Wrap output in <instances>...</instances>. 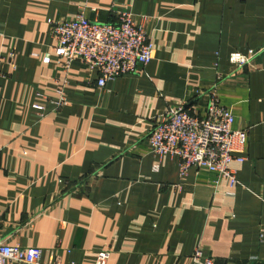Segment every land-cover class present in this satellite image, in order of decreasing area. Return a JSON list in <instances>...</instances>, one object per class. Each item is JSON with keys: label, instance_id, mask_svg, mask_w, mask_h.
I'll use <instances>...</instances> for the list:
<instances>
[{"label": "crops", "instance_id": "1", "mask_svg": "<svg viewBox=\"0 0 264 264\" xmlns=\"http://www.w3.org/2000/svg\"><path fill=\"white\" fill-rule=\"evenodd\" d=\"M116 5L154 58L100 88L96 71L63 66L49 21L115 24ZM251 52L243 68L230 61ZM214 86L248 133L234 188L197 168L182 178L149 145L165 112L204 117ZM0 237L41 249L43 264H97L104 251L108 264H193L197 248L264 264V0H0Z\"/></svg>", "mask_w": 264, "mask_h": 264}, {"label": "built area", "instance_id": "2", "mask_svg": "<svg viewBox=\"0 0 264 264\" xmlns=\"http://www.w3.org/2000/svg\"><path fill=\"white\" fill-rule=\"evenodd\" d=\"M117 22H92L83 16L73 21H49L56 41L55 55L66 69L75 62L84 64L99 74L98 86L104 88L110 81L122 75L133 74L141 66H147L154 58V44L149 33L138 26L130 8L126 5L113 8ZM256 53H234L231 63L243 68ZM51 60L50 55L44 59ZM207 114L200 117L188 107L172 109L154 120L149 145L155 157L169 156L179 161L181 177L191 168L216 176V184L229 181L231 188L238 183L237 173L231 167L234 161H246L243 155L248 141L245 130H235V116L221 105L217 86L208 93ZM55 109L67 104L66 94L58 90ZM40 108V107H38ZM42 250L22 248L5 243L0 237V264L11 262L43 264ZM110 252H101L97 264H108ZM193 264H217L216 259L197 248ZM233 264V263H226Z\"/></svg>", "mask_w": 264, "mask_h": 264}, {"label": "rangeland", "instance_id": "3", "mask_svg": "<svg viewBox=\"0 0 264 264\" xmlns=\"http://www.w3.org/2000/svg\"><path fill=\"white\" fill-rule=\"evenodd\" d=\"M68 101V100H67Z\"/></svg>", "mask_w": 264, "mask_h": 264}]
</instances>
